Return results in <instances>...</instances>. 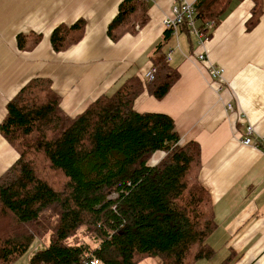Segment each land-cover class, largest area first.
Wrapping results in <instances>:
<instances>
[{
    "label": "trees",
    "instance_id": "1",
    "mask_svg": "<svg viewBox=\"0 0 264 264\" xmlns=\"http://www.w3.org/2000/svg\"><path fill=\"white\" fill-rule=\"evenodd\" d=\"M233 0H195L198 29L215 23ZM241 1V0H237ZM252 6L251 30L263 11ZM142 0H121L106 27L112 42L145 25ZM83 18L59 24L50 34L62 52L82 38ZM187 34L188 30L181 26ZM164 29L152 47V79L131 76L111 94H102L75 116L61 107L50 79L33 77L8 101L0 135L16 150V161L0 175V264H14L36 238L47 246L33 251L30 264H195L215 250L207 237L215 227L211 197L198 179L199 146L179 143L166 114L138 112L135 99H161L178 78L166 61ZM38 33L18 34V50H31ZM155 152L163 153L154 164ZM82 231L89 241L71 243Z\"/></svg>",
    "mask_w": 264,
    "mask_h": 264
},
{
    "label": "crops",
    "instance_id": "2",
    "mask_svg": "<svg viewBox=\"0 0 264 264\" xmlns=\"http://www.w3.org/2000/svg\"><path fill=\"white\" fill-rule=\"evenodd\" d=\"M120 1L0 0V123L8 101L36 76L50 79L70 116L114 92L125 79L144 76L164 31L161 22L176 0H142L145 25L112 42L106 27ZM251 6L249 0L231 1L202 41L183 30L170 35L163 51L177 69V80L161 99L141 93L134 102L138 112L168 115L179 143L199 146L198 179L211 197L215 223L206 241L215 253L195 264H264V154L239 143L247 124L264 133V0L257 24L247 31ZM79 18L86 21L80 41L54 51L52 30ZM33 32L42 36L39 43L18 50L17 35ZM210 66L222 69L220 81L209 76ZM162 155L155 152L150 161ZM17 157L0 135V175ZM32 253L14 264H30Z\"/></svg>",
    "mask_w": 264,
    "mask_h": 264
},
{
    "label": "built area",
    "instance_id": "3",
    "mask_svg": "<svg viewBox=\"0 0 264 264\" xmlns=\"http://www.w3.org/2000/svg\"><path fill=\"white\" fill-rule=\"evenodd\" d=\"M161 25L164 29L171 30V35H175L181 26H184L188 33L193 35L197 41H202L206 39L209 31L213 28L214 22H205L202 26V30L197 28L195 19V8L192 2H187L185 0H176L170 7V14L163 18ZM199 62H203L204 55L200 54L197 56ZM169 60L166 57V61ZM154 69L151 67L144 74V78L150 81L153 76ZM221 68L208 67L209 76L215 81H220L221 79ZM229 109L231 106H228ZM239 143L244 146H251L258 148L264 154V133H258L252 127L251 124H247L244 127L243 135L239 138ZM84 264H98L96 259L89 260Z\"/></svg>",
    "mask_w": 264,
    "mask_h": 264
},
{
    "label": "rangeland",
    "instance_id": "4",
    "mask_svg": "<svg viewBox=\"0 0 264 264\" xmlns=\"http://www.w3.org/2000/svg\"><path fill=\"white\" fill-rule=\"evenodd\" d=\"M149 161H148L149 164H152V163L154 164L153 161H150V162ZM76 236H77L76 238L70 240L71 243H77V241H81V240L89 241L88 237L82 231H80ZM47 242H48L47 235L41 239L36 238L31 244V246L29 247L28 251L24 255L28 256L31 252L37 249L45 248L47 246ZM138 264H158V260L156 258H145L141 260Z\"/></svg>",
    "mask_w": 264,
    "mask_h": 264
}]
</instances>
